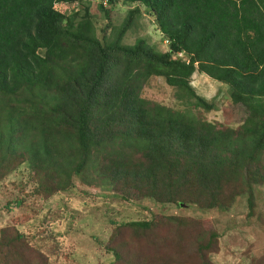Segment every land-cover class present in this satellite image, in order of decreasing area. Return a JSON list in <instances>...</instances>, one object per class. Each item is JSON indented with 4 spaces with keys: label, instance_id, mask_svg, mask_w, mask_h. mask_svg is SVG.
Returning a JSON list of instances; mask_svg holds the SVG:
<instances>
[{
    "label": "trees",
    "instance_id": "trees-1",
    "mask_svg": "<svg viewBox=\"0 0 264 264\" xmlns=\"http://www.w3.org/2000/svg\"><path fill=\"white\" fill-rule=\"evenodd\" d=\"M118 2L132 7L101 41L92 19L106 20L108 30ZM73 4L84 11L80 19L79 10L55 9ZM142 13L167 43L164 53L144 39L121 43ZM194 73L228 88L247 112L242 127L193 114L212 109L190 87ZM151 77L175 89L184 110L143 99ZM23 164L42 198L91 169L108 188L129 187L159 204L223 208L246 191L251 205L253 189L264 184V0H0V170L6 176ZM159 224L120 228L141 237ZM210 241L198 244V264L213 253ZM27 243L3 228L0 264L38 257L46 264ZM106 250L116 264L139 262Z\"/></svg>",
    "mask_w": 264,
    "mask_h": 264
},
{
    "label": "rangeland",
    "instance_id": "rangeland-1",
    "mask_svg": "<svg viewBox=\"0 0 264 264\" xmlns=\"http://www.w3.org/2000/svg\"><path fill=\"white\" fill-rule=\"evenodd\" d=\"M131 7L118 2L111 11L108 30L106 20L98 19L96 23L92 19L96 37L102 41L103 36H111L121 27ZM80 8L76 4L55 6L65 15L79 10V19L84 15ZM90 14L96 15L95 7L90 8ZM137 39H144L156 52L167 51V43L153 19L143 13L135 17L121 43L132 46ZM189 84L212 107L193 112L200 120L232 129L242 127L247 112L230 100L225 85L200 73H194ZM175 93L163 79L151 77L140 95L147 101L181 111L183 107ZM137 158L132 161L136 163ZM128 160L134 164L131 157ZM33 175L26 164L6 176L0 170V232L14 227L24 235L29 248L43 254L46 264H116L107 247L116 249L126 259L135 258L138 264H198V244L209 240L213 253L207 256L206 264H264V184L253 189L251 205L249 194L244 191L230 206L200 208L185 203L179 207L159 204L129 187L108 188L91 169L81 177L71 176L63 191L42 198L34 194ZM164 218H181V222L167 223ZM143 220L161 224L156 232H145L141 237L131 229L120 228ZM159 245L165 248L158 250ZM41 263L42 257L29 261Z\"/></svg>",
    "mask_w": 264,
    "mask_h": 264
},
{
    "label": "built area",
    "instance_id": "built-area-1",
    "mask_svg": "<svg viewBox=\"0 0 264 264\" xmlns=\"http://www.w3.org/2000/svg\"><path fill=\"white\" fill-rule=\"evenodd\" d=\"M179 56H181V54H178Z\"/></svg>",
    "mask_w": 264,
    "mask_h": 264
}]
</instances>
